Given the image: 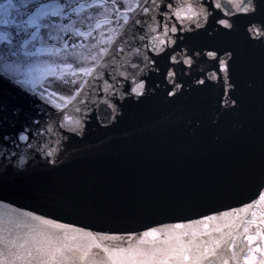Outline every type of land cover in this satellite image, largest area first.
Returning <instances> with one entry per match:
<instances>
[{
  "label": "water",
  "instance_id": "1",
  "mask_svg": "<svg viewBox=\"0 0 264 264\" xmlns=\"http://www.w3.org/2000/svg\"><path fill=\"white\" fill-rule=\"evenodd\" d=\"M135 2L77 88V75L21 85L0 71V264L106 260L81 259V233L177 264L175 237L193 253L231 243L254 209L234 214L264 193V0Z\"/></svg>",
  "mask_w": 264,
  "mask_h": 264
},
{
  "label": "snow or ice",
  "instance_id": "2",
  "mask_svg": "<svg viewBox=\"0 0 264 264\" xmlns=\"http://www.w3.org/2000/svg\"><path fill=\"white\" fill-rule=\"evenodd\" d=\"M230 3H234L235 7L239 11L247 12L249 8L247 5L251 0H229ZM102 4L96 3H80V0H0V62L3 61V55L6 54L8 57L17 58L16 61L8 64H4L3 70L6 74L11 77L19 78L24 77L23 79H17L16 82L21 85L31 84L32 83V72L34 70L30 69L27 71L21 70V63L19 61L21 55L25 58L29 57H40V56H60L62 51H66L69 48V44L65 41V37L70 33L72 36H80L87 38L91 36V31L82 32L79 29L75 28V21L72 24H64V20H70L73 15L80 17L81 13L85 11V8L93 7H102ZM216 8H221L220 3H216ZM131 10V9H129ZM185 11L192 12L191 7L187 9H180L175 12L177 17L183 19H191V16L184 15ZM203 11L201 10L198 15H202ZM91 19V16L88 17ZM59 21V22H58ZM109 21L105 20L104 23ZM225 27H231L226 21H222ZM101 22L97 21L96 27H101ZM75 29V30H74ZM43 30V32H42ZM175 27L172 28V31H175ZM264 34V33H261ZM111 40V38H109ZM48 41H58L62 42L61 47H56L55 44L47 46ZM101 43L104 41L101 40ZM39 45V47L37 46ZM72 48H76V44L71 45ZM95 47V45H93ZM103 51V50H102ZM75 56V53H71ZM209 55H214L209 53ZM61 59H66V57H61ZM87 59V57H84ZM91 59H96L95 56H92ZM19 61V62H18ZM94 69L86 66H81L79 68H74L71 63L65 64L60 74L57 75L56 69L54 67H49L45 70L42 75H52L56 76L57 79L63 80L65 76H76L77 74H82L83 76H91ZM67 83V81H65ZM75 83V81H72ZM143 85H138L136 88H133V92L139 94V89ZM54 95V94H53ZM61 99H64L61 97ZM70 102V100H69ZM19 139L26 141L28 137L24 134L19 136ZM264 203V195L260 196L259 201L256 204H250L246 208L240 209L234 215L240 216L241 213H248L254 208H258L260 204ZM227 216L233 215V213L225 214ZM253 217L255 212H252ZM209 220H215L216 217H209ZM45 224L50 222L45 220ZM243 224H247L249 227L252 224H255V219L241 221ZM261 224H264V219L260 221ZM54 227H62L61 225H53ZM207 227V224L204 225ZM184 225H176V228H183ZM188 227H191L189 225ZM239 227V225H238ZM215 231H221V229L216 228ZM248 227H245V233L248 232ZM168 231H174L170 229ZM81 235L87 237L91 243L88 244L86 248L83 249V255L81 259H85L93 247L100 249L105 253L106 260H96L93 264H168V260L157 261L155 259V252H153L154 259L149 262L148 260L138 259V257L146 256L148 253L144 251L139 246L137 247H128V248H119V247H108L103 246L101 243H97V237L92 236L90 233H81ZM159 235V230H152L150 232L144 233L143 237L139 238L140 244H146L149 241L148 237L156 238ZM187 235V233H184ZM228 237H232V233L229 232L224 234ZM222 235L221 240L214 242L215 247L209 251L208 248H205L203 252H200L199 246H196V250L193 253V248L190 245L193 244L192 241L188 242V245L179 242V237H175L179 243V248L172 249L180 257V260L177 264H185V262L191 259V264H202V262L208 259V256H216V249L220 248L222 243L227 245L228 249L237 247L236 239L233 237L231 243L228 240L224 239ZM260 238L264 241V230L257 229L255 235L244 236V239L248 241L243 247L240 248V253H245L242 257L237 252H232V255L228 258L222 259V264H229V261L235 262V264H264V248L259 245L252 247L253 242ZM103 240L107 239H117L114 237H103L99 238ZM203 243V242H202ZM68 247V245H65ZM79 248V246H77ZM39 251V249H38ZM61 251L62 249H57ZM163 251V250H161ZM185 253H193L190 258ZM256 253H259L261 259L257 262ZM51 259L56 260L55 252L51 253ZM42 264H48V262H42ZM56 264H62V261H57Z\"/></svg>",
  "mask_w": 264,
  "mask_h": 264
},
{
  "label": "rangeland",
  "instance_id": "3",
  "mask_svg": "<svg viewBox=\"0 0 264 264\" xmlns=\"http://www.w3.org/2000/svg\"><path fill=\"white\" fill-rule=\"evenodd\" d=\"M135 0H99L96 4H102V7H93V8H85V11L81 13L80 17L75 15L72 16L70 20H64V24H72L75 21V28L79 29L82 32L91 31V36L84 38L80 36H72L71 33L66 36L64 39L69 44V48L66 51H62L60 56H40V57H29L25 58L23 55L20 56L19 60L23 61L21 63V70H34L32 75H42L45 70L49 67H54L56 72L60 74L65 64L71 63L74 68L76 67L73 61H67L68 57L71 53H75L79 57H81L84 61L82 66L92 67L95 62H97L102 55L104 54L107 46V42L114 38L117 29L120 26L122 16L125 17V13H121L119 8L121 6H125V9H129ZM81 3V0H80ZM84 3V2H82ZM95 3V2H91ZM85 4H89L88 2ZM132 7V6H131ZM96 8V9H95ZM91 16V19L88 17ZM109 21L108 23H104V21ZM97 21L101 22V27L97 28ZM59 22V21H58ZM75 30V29H74ZM43 32V30H42ZM104 42L101 43L100 41ZM55 44L56 47H61L62 42L58 41H48L47 46H51ZM76 44V48H72L71 45ZM95 45V47H93ZM39 47V45H37ZM103 50V51H102ZM92 56H95L96 59H91ZM61 57H66V59H61ZM87 57V59H84ZM44 58H48L45 60ZM15 57H8L6 54L3 55V61L0 62V71L5 75L11 77L6 74L3 70L4 64L12 63L16 61ZM66 60V61H64ZM81 67V66H80ZM15 78V77H12ZM20 78V77H19ZM85 76L82 74H77V84L73 87L74 89L84 80Z\"/></svg>",
  "mask_w": 264,
  "mask_h": 264
},
{
  "label": "flooded vegetation",
  "instance_id": "4",
  "mask_svg": "<svg viewBox=\"0 0 264 264\" xmlns=\"http://www.w3.org/2000/svg\"><path fill=\"white\" fill-rule=\"evenodd\" d=\"M102 1H105V0H102ZM82 2H84V3L95 2L96 3V2H99V0H81V3ZM83 61L84 60H82V62ZM262 195H264V193ZM253 211L255 212V216L254 217L252 215ZM252 212L248 216L247 220L255 219L256 223L252 224L250 227L247 224H243L241 232L239 234H236V236L234 237L236 239L237 247L232 248V249L229 250L230 256L232 255V252H237L242 257L245 253H240V248L248 243V241L244 239V236L255 235L256 234V230L258 228L261 229V230H264V224L260 223V221L262 219H264V203L260 204L258 208H254V210H252ZM245 227H248V229H249L247 233H245V231H244ZM257 245H259L260 247L264 248V241H262L260 238H257V240L253 242L252 247H255ZM255 255H256V258H257V262H258L261 259V256H260L259 253H256ZM231 264H235V262L231 261ZM241 264H242V260H241Z\"/></svg>",
  "mask_w": 264,
  "mask_h": 264
},
{
  "label": "bare ground",
  "instance_id": "5",
  "mask_svg": "<svg viewBox=\"0 0 264 264\" xmlns=\"http://www.w3.org/2000/svg\"><path fill=\"white\" fill-rule=\"evenodd\" d=\"M136 1V0H135ZM133 2V4H135L136 2ZM131 6H133V5H131ZM131 6L129 7V9L131 8ZM126 10H128V9H125V6H124V3H123V6H121L120 8H119V11L121 12V13H125L126 12ZM126 14V13H125ZM126 17V16H125ZM124 17L122 16V18L121 19H123Z\"/></svg>",
  "mask_w": 264,
  "mask_h": 264
}]
</instances>
